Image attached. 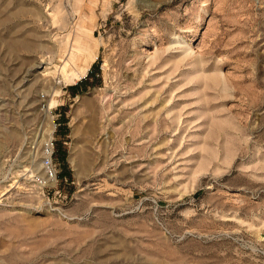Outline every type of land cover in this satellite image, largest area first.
Listing matches in <instances>:
<instances>
[{"label":"rangeland","instance_id":"1","mask_svg":"<svg viewBox=\"0 0 264 264\" xmlns=\"http://www.w3.org/2000/svg\"><path fill=\"white\" fill-rule=\"evenodd\" d=\"M0 264H264V0H0Z\"/></svg>","mask_w":264,"mask_h":264},{"label":"bare ground","instance_id":"2","mask_svg":"<svg viewBox=\"0 0 264 264\" xmlns=\"http://www.w3.org/2000/svg\"><path fill=\"white\" fill-rule=\"evenodd\" d=\"M28 45V44H27ZM26 46V45H25ZM30 46V45H29ZM30 47H32V46H30ZM27 50V49H26ZM41 64H42V62H41ZM40 64V65H41ZM45 120L47 121L46 122V124L49 126V128L51 129H47L45 132H42V134H40V139H38L34 144H36V145H38L39 147L40 146H42L43 147V145H50V138L48 137V135L52 132V130H53V127L51 126V119H50V116H49V112L47 113L46 112V117H45ZM43 131V130H42ZM40 133V132H39ZM38 133V134H39ZM13 134V133H12ZM15 134V133H14ZM15 136V135H14ZM14 136H12L13 138H14ZM19 137V136H18ZM17 138V136L15 137V139ZM43 144V145H42ZM45 147V146H44ZM78 147L76 146H74L73 147V149H72V160H74L75 161V163H77V166H76V168H77V171L78 172H83V171H85L86 170V166L89 164V161L86 159V154L83 156H80V152L78 151V149H77ZM34 156V155H33ZM36 156V155H35ZM34 156V157H35ZM33 157V158H34ZM88 157V156H87ZM32 171V170H31Z\"/></svg>","mask_w":264,"mask_h":264},{"label":"built area","instance_id":"3","mask_svg":"<svg viewBox=\"0 0 264 264\" xmlns=\"http://www.w3.org/2000/svg\"><path fill=\"white\" fill-rule=\"evenodd\" d=\"M54 145H46V156L43 161L45 175L42 177V182L47 183L53 181L57 177V169L55 168L53 161Z\"/></svg>","mask_w":264,"mask_h":264}]
</instances>
